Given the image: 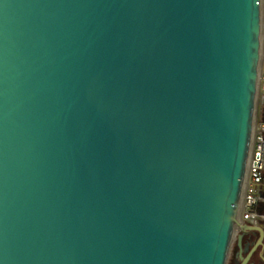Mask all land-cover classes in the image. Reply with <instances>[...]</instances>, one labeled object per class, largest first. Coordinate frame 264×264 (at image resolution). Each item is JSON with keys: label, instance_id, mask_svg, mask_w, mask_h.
I'll use <instances>...</instances> for the list:
<instances>
[{"label": "water", "instance_id": "water-1", "mask_svg": "<svg viewBox=\"0 0 264 264\" xmlns=\"http://www.w3.org/2000/svg\"><path fill=\"white\" fill-rule=\"evenodd\" d=\"M261 27V0H0V264H228Z\"/></svg>", "mask_w": 264, "mask_h": 264}, {"label": "built area", "instance_id": "built-area-1", "mask_svg": "<svg viewBox=\"0 0 264 264\" xmlns=\"http://www.w3.org/2000/svg\"><path fill=\"white\" fill-rule=\"evenodd\" d=\"M264 0H261V8ZM258 83L261 91L256 130L253 137L252 151L247 164V176L243 180L241 202L237 205L239 216L236 219L235 240L245 224L264 228V122L261 120L262 105L264 102V64L258 73Z\"/></svg>", "mask_w": 264, "mask_h": 264}, {"label": "flooded vegetation", "instance_id": "flooded-vegetation-1", "mask_svg": "<svg viewBox=\"0 0 264 264\" xmlns=\"http://www.w3.org/2000/svg\"><path fill=\"white\" fill-rule=\"evenodd\" d=\"M260 234L258 232L253 231H247L245 232L242 243H243V249L248 247V250H244V256L247 255V253L255 246L259 239ZM264 241V240H263ZM233 249V248H232ZM240 250V247L236 243V249H235V262L230 260V264H240L241 259L240 256H238V252ZM262 254V255H260ZM264 264V248L259 245L257 249L252 254L249 262L247 264Z\"/></svg>", "mask_w": 264, "mask_h": 264}, {"label": "bare ground", "instance_id": "bare-ground-1", "mask_svg": "<svg viewBox=\"0 0 264 264\" xmlns=\"http://www.w3.org/2000/svg\"><path fill=\"white\" fill-rule=\"evenodd\" d=\"M261 35H262V44H261V54H260V70L262 69V65H263V60H264V43H263V38H264V5L262 6V27H261ZM260 103H261V91H260V87H259V83L257 86V92H256V101H255V116H254V121H253V128H252V135H251V140H250V148H249V154H248V159H247V164H248V160L252 151V144H253V137H254V133L256 130V124H257V120H258V115H259V109H260ZM248 172H247V166H246V170H245V175L243 180L246 179ZM241 202V199H240ZM239 216V213H236V219ZM235 240V237L233 239V242ZM232 242V244H233ZM229 259V258H228Z\"/></svg>", "mask_w": 264, "mask_h": 264}, {"label": "rangeland", "instance_id": "rangeland-1", "mask_svg": "<svg viewBox=\"0 0 264 264\" xmlns=\"http://www.w3.org/2000/svg\"><path fill=\"white\" fill-rule=\"evenodd\" d=\"M263 43H264V38H263ZM261 99H262V97H261ZM263 111H264V102H263V105H262V112H261V120L262 121H263V119H262ZM232 248H231L230 255H229V259H228V264H230V260L235 262V249H236V242H235V240H234V242L232 244Z\"/></svg>", "mask_w": 264, "mask_h": 264}, {"label": "trees", "instance_id": "trees-1", "mask_svg": "<svg viewBox=\"0 0 264 264\" xmlns=\"http://www.w3.org/2000/svg\"><path fill=\"white\" fill-rule=\"evenodd\" d=\"M263 122H264V111H263V116H262Z\"/></svg>", "mask_w": 264, "mask_h": 264}]
</instances>
